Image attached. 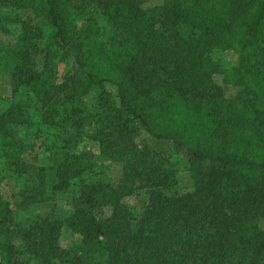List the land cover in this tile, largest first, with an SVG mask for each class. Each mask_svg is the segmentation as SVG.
<instances>
[{"label":"trees","instance_id":"1","mask_svg":"<svg viewBox=\"0 0 264 264\" xmlns=\"http://www.w3.org/2000/svg\"><path fill=\"white\" fill-rule=\"evenodd\" d=\"M90 2L122 27L132 21L130 13L143 10L141 0H0L22 27L20 47L0 43V66L44 123L56 117V131L79 134L104 121L161 166L139 185L146 202L138 211L115 207L103 221L97 209L106 186L86 181V169L65 156L51 193L66 196L71 214L46 231L65 224L93 253L101 245V264H264V0H233L228 21L221 11L228 0H163L148 13L236 58L223 77L228 95L222 86L188 90L177 79L145 88L139 62L125 67L121 61L126 47L98 40ZM63 56L73 70L64 77L68 91L58 96ZM53 102L54 114L39 109ZM160 142L173 151L157 149ZM184 179L190 188L179 192ZM3 207L0 199V213ZM48 253H36L37 264L82 262L63 261L54 245Z\"/></svg>","mask_w":264,"mask_h":264},{"label":"rangeland","instance_id":"2","mask_svg":"<svg viewBox=\"0 0 264 264\" xmlns=\"http://www.w3.org/2000/svg\"><path fill=\"white\" fill-rule=\"evenodd\" d=\"M141 1L143 10L130 13L132 21L125 27L116 26L105 11L90 2L89 11L95 18L98 40L103 45L123 44L126 53L122 63L132 67L134 62H139L147 74L144 85L147 89L155 90L161 83L177 79L188 90L198 86L214 92L215 87L222 86L225 94H230V88L223 85V77L232 71L236 58L221 46L193 37L185 26H161L148 13L163 0ZM232 5L233 0H228L221 8L227 21ZM15 14L13 8L0 4L1 44L12 46L22 35ZM21 44L15 45L20 47ZM72 70V60L63 56L57 64L55 93L58 96L68 91L64 77ZM134 70L139 71L138 67ZM5 71L8 70L0 66V199L4 204L0 213V264H37L36 253L44 258L53 245L63 252V261L81 258V264H101L106 258L101 245H97L93 253L65 224L55 231H46L48 226L62 223L71 214L66 196L51 193L57 182V165L65 156L72 157L86 169V181L106 186L105 203L97 209L103 221L111 218L115 207L120 211H128V208L138 211L146 202V194L138 187L147 184L146 179L161 165L147 157L126 133L103 126L104 121L79 134L71 130L56 131L53 126L56 117L51 123H44L33 110V102L26 100L21 89L15 90L9 71ZM262 72L264 75V69ZM260 93L264 94V88ZM48 107L52 115L57 104L39 105L40 110ZM156 146L173 151L164 142ZM6 160L15 161L17 168L6 167ZM183 182V186L178 187L179 192L190 188L187 179ZM58 260L56 257L54 262Z\"/></svg>","mask_w":264,"mask_h":264}]
</instances>
